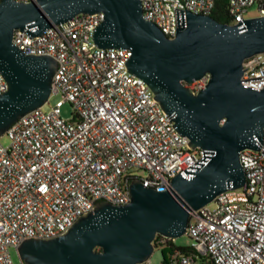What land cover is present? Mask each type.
<instances>
[{
	"label": "built area",
	"instance_id": "obj_1",
	"mask_svg": "<svg viewBox=\"0 0 264 264\" xmlns=\"http://www.w3.org/2000/svg\"><path fill=\"white\" fill-rule=\"evenodd\" d=\"M141 2L144 18L171 39L188 12L211 15L217 4ZM252 7L257 15L248 17ZM228 10V24L243 29L245 20L264 17V0H228ZM104 19L103 13L80 14L42 36L32 37L26 30L14 33L13 44L26 55L57 61L50 98L56 94L62 99L48 112L43 107L50 98L25 115L4 134L10 144L0 143V264H25L13 260L12 249L28 239L65 234L99 202L128 204L134 180L171 191L175 176L193 178L210 155L190 147L147 83L129 72L130 49L97 46L94 32ZM243 68L242 84L264 89V53L246 59ZM207 84L208 76L184 83L195 93ZM7 90L0 72V97ZM66 102L74 110L70 119L62 115ZM258 146L240 152L244 188L228 190L192 211L185 232L193 240L190 247L156 237L155 251L162 255L168 242L174 244L161 264H264V138ZM151 259L141 264H152Z\"/></svg>",
	"mask_w": 264,
	"mask_h": 264
},
{
	"label": "water",
	"instance_id": "obj_2",
	"mask_svg": "<svg viewBox=\"0 0 264 264\" xmlns=\"http://www.w3.org/2000/svg\"><path fill=\"white\" fill-rule=\"evenodd\" d=\"M96 13L105 15L94 32L97 46L130 49L129 72L147 83L190 147L210 155L193 178L175 176L171 191L134 180L128 204L99 202L65 234L25 240L17 248L25 264L144 263L158 235L183 236L192 211L245 187L240 152L258 150L264 138V89L241 80L244 61L264 53V17L245 20L240 29L188 12L171 39L144 18L141 0H1L0 72L8 90L0 97V137L48 102L58 68L54 58L26 55L15 46V31L38 37L77 15ZM205 76L208 84L197 93L184 85Z\"/></svg>",
	"mask_w": 264,
	"mask_h": 264
},
{
	"label": "rangeland",
	"instance_id": "obj_3",
	"mask_svg": "<svg viewBox=\"0 0 264 264\" xmlns=\"http://www.w3.org/2000/svg\"><path fill=\"white\" fill-rule=\"evenodd\" d=\"M256 15H257L256 8L255 7L250 8L247 16L254 17ZM61 99H62L61 95L54 94L50 98L49 102L43 107V110L46 112L50 111L55 106V104ZM73 113H74V110H73L72 105L69 102L64 103L62 107L63 117L65 119H70L73 116ZM0 143L3 144L4 146H8L10 144V140L6 135H4L0 138ZM140 176L144 178L145 174L141 173ZM211 207L214 208V204H212ZM192 243H193V240L187 234H184L183 236L175 239V244L178 247H190ZM11 254L15 262L20 261L17 250L12 249ZM162 261H163L162 252L159 250L155 251V253L152 256L151 263L161 264Z\"/></svg>",
	"mask_w": 264,
	"mask_h": 264
},
{
	"label": "trees",
	"instance_id": "obj_4",
	"mask_svg": "<svg viewBox=\"0 0 264 264\" xmlns=\"http://www.w3.org/2000/svg\"><path fill=\"white\" fill-rule=\"evenodd\" d=\"M211 16L218 22L223 24H228L231 22L228 10V0H217L216 7L212 12ZM174 244L172 242H168L167 247L163 250V255L166 257L168 253H170Z\"/></svg>",
	"mask_w": 264,
	"mask_h": 264
}]
</instances>
